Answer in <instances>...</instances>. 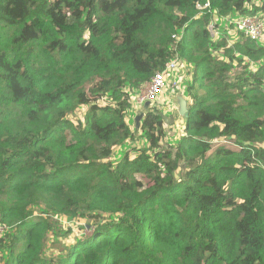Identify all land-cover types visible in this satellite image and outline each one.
<instances>
[{"label":"trees","instance_id":"trees-1","mask_svg":"<svg viewBox=\"0 0 264 264\" xmlns=\"http://www.w3.org/2000/svg\"><path fill=\"white\" fill-rule=\"evenodd\" d=\"M243 15L264 0H0V264H264V44ZM174 59L183 131L150 109L136 133L135 94ZM74 226L92 233L54 244Z\"/></svg>","mask_w":264,"mask_h":264},{"label":"built area","instance_id":"built-area-1","mask_svg":"<svg viewBox=\"0 0 264 264\" xmlns=\"http://www.w3.org/2000/svg\"><path fill=\"white\" fill-rule=\"evenodd\" d=\"M209 6L198 5L204 8ZM235 25L239 31L245 33L249 38L260 41L264 37V16L260 15H243L235 20ZM177 37V35H174ZM177 69V61L174 59L166 64V67L155 73L150 80H148L138 93L134 96L133 104L137 107L142 106L146 102H155L157 99L168 93L166 98L168 102L174 103V97L178 91L182 90L179 87L178 79H171L173 72ZM264 90V85H263ZM162 108V107H161ZM10 230V227L3 223L0 219V239Z\"/></svg>","mask_w":264,"mask_h":264},{"label":"rangeland","instance_id":"rangeland-1","mask_svg":"<svg viewBox=\"0 0 264 264\" xmlns=\"http://www.w3.org/2000/svg\"><path fill=\"white\" fill-rule=\"evenodd\" d=\"M218 31L219 30H217L215 32L214 38L216 37V35L218 36ZM230 32L232 35H234L236 30L232 28ZM259 43L264 44V37L262 40L259 41ZM176 61H177V69L173 72V75L171 78H169V80H171V79H178L179 80V87L182 90L178 91L177 93L182 94L185 97L188 94L185 93L184 89H185L186 84L188 82H190V80H191L192 72L186 66V64L184 62H181L179 60H176ZM167 97H168V93L166 95L159 97L157 99V101H155V102H152V103L149 102L148 104L145 103L140 107H137L136 105L133 106V115L131 116V121H132L133 129L136 133H138V131H139V125H140L142 117L150 109H159V110H162L164 113L168 112L167 114H170L171 116L174 115L175 116V130L174 131L177 130L178 135L183 131L185 122H184L183 117L180 116L178 111H177L178 106L176 105L175 102L174 103L168 102L166 99ZM170 110H174L175 112L170 113L169 112ZM140 140L141 139L139 138L133 143H136L138 145H142ZM64 226H66V224H64ZM91 233H92L91 230H88V229L87 230L86 229L81 230V229H78V226H74V231L71 232L70 234L55 237V239H57L58 241H56L54 244L58 245V246H64V244H67V243L69 244L70 242H73L76 238L81 236V234L89 236V235H91ZM55 245H54V249L56 248ZM50 247H52V249H53V246H50ZM1 252L2 251H0V253Z\"/></svg>","mask_w":264,"mask_h":264},{"label":"water","instance_id":"water-1","mask_svg":"<svg viewBox=\"0 0 264 264\" xmlns=\"http://www.w3.org/2000/svg\"><path fill=\"white\" fill-rule=\"evenodd\" d=\"M174 101L176 103V105L178 106V113L180 116L182 117H188L189 116V107H188V100L182 95L177 93L174 97ZM149 102H146V104H148ZM161 115L163 116L164 120L167 123H171L175 121V116H167L164 113H161Z\"/></svg>","mask_w":264,"mask_h":264}]
</instances>
